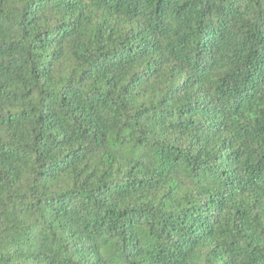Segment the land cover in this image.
<instances>
[{
	"label": "trees",
	"instance_id": "trees-1",
	"mask_svg": "<svg viewBox=\"0 0 264 264\" xmlns=\"http://www.w3.org/2000/svg\"><path fill=\"white\" fill-rule=\"evenodd\" d=\"M0 264H264V0H0Z\"/></svg>",
	"mask_w": 264,
	"mask_h": 264
}]
</instances>
